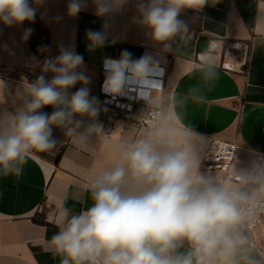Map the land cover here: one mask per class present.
Masks as SVG:
<instances>
[{"label": "clouds", "instance_id": "9594fccd", "mask_svg": "<svg viewBox=\"0 0 264 264\" xmlns=\"http://www.w3.org/2000/svg\"><path fill=\"white\" fill-rule=\"evenodd\" d=\"M90 2L104 22L101 30L86 31L88 51L105 46L115 18L132 9V23L169 53L191 39L181 13L200 12L217 0H67L68 17H78ZM44 3L0 0V23H32ZM261 5L264 0H257L253 30L262 29L257 35L264 36ZM32 31L26 28L24 38ZM58 51L43 62L32 58L40 75L31 82L23 78L14 91V110L0 112V175L19 178L34 153H50L63 144L56 129L82 149L97 135H110L98 122L101 108L91 96L83 56L74 44ZM103 66L106 94L115 98L136 89L144 102L137 118L143 131L114 145V161L86 188L88 206L79 212L64 202L57 206L58 231L48 243L59 264H264V248L252 236L264 223V156L246 168L232 164L227 173L203 169L207 140L186 123L188 102L204 103L205 89L219 79L214 46L199 54L189 73H199L197 82L186 93L164 91L157 82L160 59L152 53L134 59L125 49ZM77 84L81 87L72 92ZM10 94L0 79V103ZM46 107L51 113L42 111Z\"/></svg>", "mask_w": 264, "mask_h": 264}, {"label": "crops", "instance_id": "0c3cea01", "mask_svg": "<svg viewBox=\"0 0 264 264\" xmlns=\"http://www.w3.org/2000/svg\"><path fill=\"white\" fill-rule=\"evenodd\" d=\"M66 5L67 0H45L34 22L11 27L0 23V79L8 83L11 93L5 103H0V112L14 110V91L23 78L30 73L35 78L40 75L41 67L34 65L32 58L43 62L48 56L55 57L60 45L74 44L83 56L91 77V94L105 77L103 59H118L125 49L134 59L145 53L157 56L166 66L164 91L169 95L186 93L199 75L189 73L201 53L200 41L208 39L214 46L219 79L205 89L204 103L188 102L186 123L206 138L207 145L210 137L237 141L239 160L234 164L238 169L264 156V36L257 35L262 29L253 30L257 0H217L200 12H182L191 39L187 46L174 45L179 50L169 53L162 52L145 36L143 28L132 23V9L115 18L105 46L88 51L86 31L101 30L104 21L94 15L91 2L76 18L68 17ZM26 28L33 29L27 39ZM44 45L50 51L41 52ZM80 87L77 84L71 91ZM100 108L98 122L110 135H97L87 149H82L56 129L54 134L63 144L50 153H34L19 178L0 175V264H59L60 257L53 255L48 243L58 231L54 222L57 206L64 202L74 212L88 206L91 201L86 188L114 161V145L143 131L121 119L110 122L108 110ZM42 111L51 113L52 109ZM252 236L264 248V223Z\"/></svg>", "mask_w": 264, "mask_h": 264}, {"label": "built area", "instance_id": "2783aa9c", "mask_svg": "<svg viewBox=\"0 0 264 264\" xmlns=\"http://www.w3.org/2000/svg\"><path fill=\"white\" fill-rule=\"evenodd\" d=\"M102 61V70H104V60ZM115 59V58H112ZM162 72L157 77V82L165 88V68L166 66L160 64ZM27 79L31 82L35 79L33 73L27 76ZM105 77L100 81L98 90L91 94L96 97L100 106L105 107L108 110V120L110 122L115 119H121L126 123H129L135 128H143V124L138 121V117L144 108V102L137 98V91L135 88H130L126 91L125 95L112 96L106 94L103 91ZM240 146L235 140L224 139L220 137H210L209 143L206 148V157L202 162L203 169L210 171H219L221 173H227L230 171V166L239 160ZM263 223L258 224L255 229ZM255 241V240H254Z\"/></svg>", "mask_w": 264, "mask_h": 264}, {"label": "water", "instance_id": "95a60500", "mask_svg": "<svg viewBox=\"0 0 264 264\" xmlns=\"http://www.w3.org/2000/svg\"><path fill=\"white\" fill-rule=\"evenodd\" d=\"M208 45H211L210 40H208V39H203V40L200 41V46H199V48H200V50L202 51V50L206 49V47H207Z\"/></svg>", "mask_w": 264, "mask_h": 264}]
</instances>
